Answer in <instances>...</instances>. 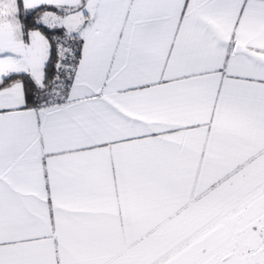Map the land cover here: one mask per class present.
Masks as SVG:
<instances>
[{
    "label": "snow or ice",
    "instance_id": "obj_1",
    "mask_svg": "<svg viewBox=\"0 0 264 264\" xmlns=\"http://www.w3.org/2000/svg\"><path fill=\"white\" fill-rule=\"evenodd\" d=\"M0 264H264V0H0Z\"/></svg>",
    "mask_w": 264,
    "mask_h": 264
}]
</instances>
